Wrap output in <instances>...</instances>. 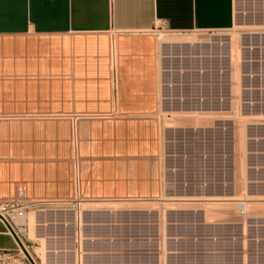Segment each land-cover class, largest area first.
I'll return each mask as SVG.
<instances>
[{
  "label": "crops",
  "instance_id": "1",
  "mask_svg": "<svg viewBox=\"0 0 264 264\" xmlns=\"http://www.w3.org/2000/svg\"><path fill=\"white\" fill-rule=\"evenodd\" d=\"M234 22V0H0V201L41 204L42 213L32 216L34 238L24 242L33 260L42 264L34 250H44L48 264L80 263L76 211L66 207L75 188L85 201L159 199L166 156L156 121L158 53L150 34L158 28L179 35L226 32ZM245 186L258 195L250 197H264V184ZM226 196H201L196 203L234 198ZM86 212L85 225L88 215L98 216ZM223 213L236 220L231 208ZM207 227H184L180 220L168 229L177 235L175 263L213 255L214 243L200 253L195 242L202 230L214 234L213 224ZM84 232L82 264L117 263L103 252L120 246L110 242L118 228ZM240 236L242 264H264V256L256 257L263 249L256 253L245 243L242 227ZM15 251L0 223V254Z\"/></svg>",
  "mask_w": 264,
  "mask_h": 264
},
{
  "label": "rangeland",
  "instance_id": "2",
  "mask_svg": "<svg viewBox=\"0 0 264 264\" xmlns=\"http://www.w3.org/2000/svg\"><path fill=\"white\" fill-rule=\"evenodd\" d=\"M234 1L235 22L229 31L179 35L158 28L150 34L152 44L158 53L157 98L160 97V83L171 81L183 84L191 81L203 86L196 88L195 96L199 99L212 100V103L200 107H177L174 102L173 106H166L164 103L159 105L156 121L160 140L164 145L162 154L166 156L163 159L167 169L163 171L166 177L162 180L159 201L147 202L148 207L138 202L82 200L80 203L79 210L85 213L86 211L98 213L97 217L92 214L87 216L85 223L88 228L90 227L88 224L91 223L107 222L110 217L109 211L118 209L119 212L112 214L116 223L121 225L117 227L119 239L128 236V230L149 228L154 233L152 235L154 247L155 243H158V250L143 249L141 244L128 249L119 242L116 264H179L175 263L173 256L175 251L171 247L177 235L168 234V229H173L180 220L186 226L196 223L200 227H205L204 229L208 228L207 224H213L215 227L214 234H208L205 230L198 234L200 253L206 251L207 242L214 243L215 246L212 248L213 255L210 258L200 257L196 264H242V249L239 244L242 242L240 239L242 219H230L223 213L224 210L232 208L231 205L225 203L224 206L217 207L218 210L215 208V211L214 205L213 207L203 202L185 205L187 203L168 201L181 196L208 198L224 194L234 197V200L244 197L254 201L250 196H258L252 192L254 188L247 189L245 186L247 181L259 178L250 174L247 168L250 165H264V156L249 159L246 153L248 147L253 145L248 141L251 138L260 141L249 151L264 152V106L249 107L242 103L257 100L264 103V29H248L264 23V11L262 13L264 2ZM186 42L193 43L192 47ZM179 45L183 47L181 50L177 48ZM171 46L173 58L160 61V53H164ZM230 46L232 63L229 58ZM181 52V55L178 54ZM200 63L202 69L198 68ZM160 67L172 72L162 73ZM181 70H184L183 74L176 73ZM198 70L204 72L196 73ZM254 88L258 90L251 91ZM243 89H249L250 92H244ZM175 92L177 93L173 90V93ZM188 95L189 91L183 90L182 96ZM175 96L178 95H173L174 98ZM178 140H181L183 145H177ZM192 142L194 144H191ZM198 183H204V187L196 185ZM179 184H184V187ZM256 200L263 201L264 198L259 196ZM252 204L260 209H253ZM232 205L235 203L232 202ZM263 209L262 204L248 205L249 214L253 216H258ZM187 210L194 212L190 213ZM192 214L198 220L197 218L190 220ZM202 214L204 220L199 219ZM213 214L219 215V219H213ZM28 218L30 230L34 227L33 217L30 215ZM208 237L214 240L207 241ZM218 237L220 239H217ZM227 242L231 245L230 250H227ZM24 246L27 248L25 244ZM26 250L31 253V250ZM41 251L34 250V253L39 254L41 263L45 264ZM21 254L16 246L15 252L0 254V264H28Z\"/></svg>",
  "mask_w": 264,
  "mask_h": 264
},
{
  "label": "built area",
  "instance_id": "3",
  "mask_svg": "<svg viewBox=\"0 0 264 264\" xmlns=\"http://www.w3.org/2000/svg\"><path fill=\"white\" fill-rule=\"evenodd\" d=\"M184 57H178V59H182ZM168 59V58H167ZM163 60V59H162ZM164 69V68H163ZM161 70L162 73H169L172 71L169 70ZM202 71V70H200ZM199 70L196 71V73H203L204 71L200 72ZM160 72V73H161ZM178 74H183L184 70H181L179 72H176ZM171 80V79H170ZM201 83V82H200ZM172 85V86H167ZM203 87L200 84L192 83L191 81L188 83H160V97H159V104L163 105V103L166 106H173L177 107H200L205 105H210L212 103V100L209 99H199L195 96L196 94V88ZM173 90H176L177 93H173ZM189 91L188 96H182V92ZM258 89L254 88V90H251L253 92H256ZM244 92H250L249 89H243ZM173 95L176 98L173 97ZM170 99V100H167ZM244 106H264V103L260 102L259 100L254 102H246L242 103ZM250 145H253L251 147L254 148L255 144H257L260 140L259 139H248ZM177 145H183V142L181 140H178ZM191 144H194L193 142ZM250 146L248 149H252ZM247 151L246 155L249 159H253L257 156H264V152H252ZM181 156V155H179ZM181 158H183L181 156ZM248 171L250 174H252L254 177H259L260 172H264V165H250L248 168ZM167 171V169H166ZM204 183H198L196 185L202 186ZM256 184H264V180H250L247 181L246 185H256ZM181 187H184V184H179ZM186 186V185H185ZM264 198V197H263ZM178 199H184V198H178ZM189 199V198H186ZM159 201V200H158ZM257 203H261L264 206V200H257ZM80 203H82V200L80 199L77 190L75 188V195L71 202L66 204V207H69L71 210H75L76 216H75V224H76V230L73 233V241L75 243V249L79 256V264H82L83 261V255H84V242L87 241L86 234L84 232V228H88L87 225L84 224V218L82 217V213L84 211L79 210ZM180 203V202H179ZM182 203V202H181ZM183 203H188L183 202ZM235 207L237 212L240 214V217L242 218V235L244 238V241L246 244H253L254 245V252H259L258 250H261L263 253L262 255H256L257 256H264V248H261L259 245L264 244V209L258 216L250 215L248 212L245 211L246 204L250 203L249 200L242 197V199H237L234 201ZM41 204L37 202L27 201V200H4L0 201V223L5 227L6 233L11 237L10 232L15 236V238L18 240V242L24 247L26 250V247L24 246V242L28 239V216L32 215L33 217L38 216L42 213L41 210ZM239 217V218H240ZM240 218V219H241ZM116 219H108L107 222L104 223H92L89 225L91 229L97 228H110V227H120V226H107V223L110 221H113ZM116 222V221H115ZM106 223V224H105ZM94 224V225H93ZM98 224V226H95ZM119 225V224H118ZM182 225V224H179ZM184 227H186V224H183ZM120 233L118 232L115 237L111 239L110 242H125L128 244L126 246L128 249L134 248V246H138L139 244L142 245L143 249H157L158 250V243L153 242V236L154 233L150 231L149 228L141 229V230H128L127 235L121 239L118 238V235ZM158 235V233H155ZM12 238V237H11ZM173 239V238H171ZM174 240V239H173ZM207 241H212L211 238H207ZM142 241V243H141ZM199 241V240H195ZM120 248L118 246L117 250ZM117 250H112L109 252H103V255L112 256L117 259L119 256L117 253ZM206 254V253H205ZM204 254V255H205ZM257 264V263H256Z\"/></svg>",
  "mask_w": 264,
  "mask_h": 264
},
{
  "label": "bare ground",
  "instance_id": "4",
  "mask_svg": "<svg viewBox=\"0 0 264 264\" xmlns=\"http://www.w3.org/2000/svg\"><path fill=\"white\" fill-rule=\"evenodd\" d=\"M261 1H263L264 2V0H261ZM261 29V30H263L264 29V26H255V25H253V26H251V27H248V29ZM251 29V30H252ZM160 40V39H159ZM189 46H191L192 47V44L193 43H191V42H186ZM173 44V43H172ZM178 44V43H177ZM180 44H182V43H180ZM171 45V44H170ZM178 49H182L183 47H182V45H179L178 47H177ZM185 48H186V46H185ZM201 48V47H200ZM179 50V51H180ZM229 53H230V61H231V63H232V60H231V58H232V56H231V54H232V51H231V46H230V50H229ZM173 49H172V46L169 48L168 47V49L167 50H165V52L164 53H160V57H159V60L161 61V59H167V58H173ZM178 54H182V52L181 53H178ZM238 57H239V55H238ZM157 59H158V55H157ZM199 63V62H198ZM160 66H161V62H160ZM198 68L199 69H202V63H200L199 65H198ZM160 69L162 70L163 69V67H160ZM200 72H202V71H200ZM167 86H172V85H167ZM167 100H170V99H167ZM168 128V127H167ZM243 146V145H242ZM243 176V175H242ZM165 197V196H164ZM182 198H184V199H178L177 197L176 198H173V200L171 201V200H168V201H170V202H177V203H181V202H186V201H191L190 203H196L198 200H199V197H196V198H198L197 200H193V199H186V198H195V197H193V196H191V197H186V196H181ZM217 197V196H216ZM220 197H222V196H220ZM227 197V196H226ZM214 198V197H213ZM223 198V197H222ZM222 198H218L217 200H216V203H220V202H226V203H228V204H230L231 205V210H232V212H233V214H234V216H235V218H236V220L240 217V214L237 212V210H236V207L234 206V205H232V202H234L235 200L234 199H222ZM251 198H253V197H251ZM165 199H167V198H164V200ZM216 199V198H215ZM254 199V201H250V203H256V204H258L259 206H261V204L260 203H257L256 201V199L257 198H253ZM188 201V202H189ZM205 201H208V200H205ZM212 202H213V200H212ZM138 203H140V204H144V206H149V205H147V202H138ZM206 204L208 203V202H205ZM250 203H248V204H246V206H245V211L246 212H248V213H250V211L248 210V205L250 204ZM225 204V203H224ZM224 204H212V206L214 207V210H215V208L218 210V208L219 207H221V206H223ZM152 205V204H151ZM210 205H211V203H210ZM253 205V204H252ZM253 206H255V205H253ZM127 207V206H126ZM207 207V206H206ZM209 207V206H208ZM218 207V208H217ZM119 208V207H118ZM253 208V207H252ZM257 207H255L254 209H256ZM137 209V208H136ZM221 209H223V208H221ZM221 209H219V210H221ZM259 209H260V207H259ZM83 211V210H82ZM211 211H213V210H211ZM216 211V210H215ZM110 213H115V212H119V210L118 209H115V210H111V211H109ZM253 212H254V210H253ZM209 213V212H208ZM207 213V214H208ZM217 213V212H216ZM214 216H213V219H219V215L217 216V215H215V214H213ZM207 216H209V215H207ZM221 216H222V213H221ZM220 218H222V217H220ZM225 218V217H224ZM241 218V217H240ZM242 219V218H241ZM111 222V225L112 226H120V224L118 225L116 222H115V220H113V221H110ZM94 225V224H93ZM95 226H98V224H96ZM34 233H33V228L32 229H30V232H29V235H28V238L29 239H33L34 238V235H33ZM41 243V242H40ZM27 249V248H26ZM43 249V248H42ZM44 251V250H43ZM26 252L28 253V251L26 250ZM29 254V253H28ZM41 254H42V256L44 257V255H43V252L41 251ZM22 255V254H21ZM23 256V255H22ZM44 258H46V257H44ZM45 264H48L47 263V260L45 259Z\"/></svg>",
  "mask_w": 264,
  "mask_h": 264
},
{
  "label": "water",
  "instance_id": "5",
  "mask_svg": "<svg viewBox=\"0 0 264 264\" xmlns=\"http://www.w3.org/2000/svg\"><path fill=\"white\" fill-rule=\"evenodd\" d=\"M10 235L12 237V239L14 240L16 246L18 247V249L20 250V252L23 254L24 258L26 259L28 264H35L32 260V258L29 256V254L26 252V250L24 249V247L18 242V240L15 238V236L10 232Z\"/></svg>",
  "mask_w": 264,
  "mask_h": 264
}]
</instances>
